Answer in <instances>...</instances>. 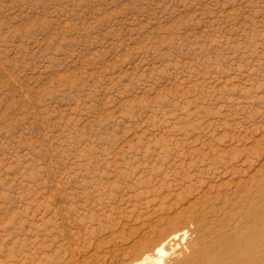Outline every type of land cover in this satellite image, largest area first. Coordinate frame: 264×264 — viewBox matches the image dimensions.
<instances>
[{"label": "rangeland", "instance_id": "1", "mask_svg": "<svg viewBox=\"0 0 264 264\" xmlns=\"http://www.w3.org/2000/svg\"><path fill=\"white\" fill-rule=\"evenodd\" d=\"M261 173L264 0H0V264L158 257Z\"/></svg>", "mask_w": 264, "mask_h": 264}, {"label": "bare ground", "instance_id": "2", "mask_svg": "<svg viewBox=\"0 0 264 264\" xmlns=\"http://www.w3.org/2000/svg\"><path fill=\"white\" fill-rule=\"evenodd\" d=\"M262 175L245 192H236L237 203L227 199L220 205L210 200L213 204L201 211L200 216L188 219L189 226L185 224L164 235L155 247L160 256L145 251L142 258L130 264H164L167 247L172 251L171 264H264Z\"/></svg>", "mask_w": 264, "mask_h": 264}]
</instances>
